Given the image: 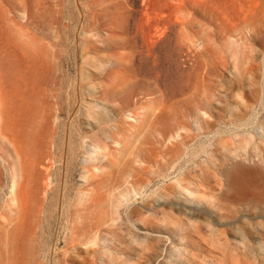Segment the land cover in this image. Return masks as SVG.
<instances>
[{
    "label": "rangeland",
    "instance_id": "1",
    "mask_svg": "<svg viewBox=\"0 0 264 264\" xmlns=\"http://www.w3.org/2000/svg\"><path fill=\"white\" fill-rule=\"evenodd\" d=\"M0 0V264H264V0Z\"/></svg>",
    "mask_w": 264,
    "mask_h": 264
},
{
    "label": "bare ground",
    "instance_id": "2",
    "mask_svg": "<svg viewBox=\"0 0 264 264\" xmlns=\"http://www.w3.org/2000/svg\"><path fill=\"white\" fill-rule=\"evenodd\" d=\"M259 0H141L132 6L136 28L151 41H157L173 28L182 26L190 7L209 8L225 21L247 18Z\"/></svg>",
    "mask_w": 264,
    "mask_h": 264
}]
</instances>
